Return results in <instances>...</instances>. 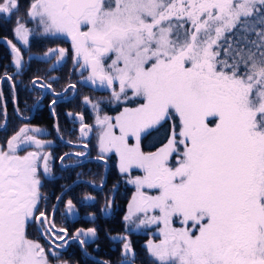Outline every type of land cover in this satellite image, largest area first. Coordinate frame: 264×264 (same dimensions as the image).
<instances>
[{
    "label": "snow or ice",
    "instance_id": "6c2138e0",
    "mask_svg": "<svg viewBox=\"0 0 264 264\" xmlns=\"http://www.w3.org/2000/svg\"><path fill=\"white\" fill-rule=\"evenodd\" d=\"M18 10L19 0H0V16ZM26 16L35 27L18 17L14 28L23 45L37 33L69 39L82 81L110 90L109 103L124 105L112 117L101 114L100 101L83 97L99 130L97 159L114 153L135 187L124 220L158 229L159 240L146 244L153 264H264V0H29ZM11 51L19 74L21 50L12 44ZM52 56L59 65L67 50L44 53ZM2 78L15 83L7 72ZM55 80L34 77L31 85L56 96ZM75 89L69 84L65 91ZM75 119L80 138L88 137L93 125L80 113ZM170 121L160 147L145 152L142 137ZM37 134L43 130L25 125L0 144V264H52L68 239L84 246L97 235L88 228L69 237L55 220L58 203L51 212L40 207L49 201L44 179L56 177L45 151L52 141ZM25 148L34 150L20 155ZM86 155L59 160L75 156L79 163ZM64 208L62 215L76 212L71 199ZM33 221L47 248L27 237ZM113 239L122 241L120 264H134L127 236Z\"/></svg>",
    "mask_w": 264,
    "mask_h": 264
},
{
    "label": "trees",
    "instance_id": "16d2710c",
    "mask_svg": "<svg viewBox=\"0 0 264 264\" xmlns=\"http://www.w3.org/2000/svg\"><path fill=\"white\" fill-rule=\"evenodd\" d=\"M28 4L29 0H19V10L17 12L13 13L10 17L7 15L0 16V37L17 44L22 51L23 57L28 58V62H25L24 69L20 71L19 74L16 72L12 75L16 70L12 62V57L8 53V48L0 43V77H5V72H7L8 75L14 77L15 81L13 85V81L9 83L5 79L0 84V127L3 126L5 121L4 110L6 109V131L0 130V144L5 143L8 138L25 125L37 126L44 131H49L51 137L56 141L54 150L56 153L58 152V154H60V152L69 151L70 148L61 144L58 137L60 139L72 141L76 136L75 132H69V121L65 113L82 112L80 109L82 108L83 97L80 98V96H77L68 102L56 103L52 106V112L53 108L55 111L59 132L55 129V121L48 108L49 104L52 102L50 96L46 97L41 102V105L38 104L34 108L36 102L40 98L39 92L31 85V81L34 77H43L45 81L50 80L51 77H56V80L52 82L54 91H61L71 82L69 78L70 63H65L63 65V72H56L50 69L48 62H46L42 56H44V53L49 48L62 47L68 49L66 62H71V52L67 43L58 39L43 37L38 33L30 36L27 46L23 44H21V46L15 40L14 28L16 27L18 17L23 22H26L28 28L35 27L26 16ZM99 95L103 96L104 94L91 91L90 97L94 98ZM103 106V109L108 115L113 116L119 112L120 106L115 103L104 101ZM33 108L34 115L32 120L28 122L22 121L21 118L32 116ZM147 137L143 138L141 141V146L144 151H154L156 148L160 147L161 142L159 141V143H156L149 148V150H146L145 142L152 138ZM91 154L92 156H97L96 150L92 149ZM115 157L116 156L112 154L107 158L109 169L103 188L95 190L91 185L85 182H77L62 195V200L58 202L59 209L61 205L71 199L73 203L78 206L80 213L93 217L92 219L81 220L77 227H81L85 230L88 228H95L97 230V235L92 242H88L84 246L77 243L72 244L65 252L60 253L58 261L62 263L66 261L67 264H103L104 261H108L109 264H119L122 258V241L114 240L113 237L127 236L135 251L134 264H153L144 246L149 237L134 233V231L130 229L133 224H129L124 220V217L128 213L129 202L132 199L134 190L123 182L125 175L119 174L115 161L113 160ZM92 166V171L82 170L86 175L83 176V178L87 182H94V187H98L102 184L104 179L105 166L96 161ZM55 168L61 172L56 164V160ZM134 171L135 170H132L131 175ZM73 181L74 177L68 172L58 174L54 180L44 179L41 191L49 197V201L47 204L42 201V204L44 207H47L49 212L52 210V204L56 202V197ZM112 190L114 191L110 198ZM87 195H91V197L95 199L91 200L89 203L83 202L81 198ZM109 199L111 200L110 213L104 214L102 209ZM57 225L63 226L58 222ZM26 234L29 239L38 241L42 245L48 247L40 237L34 223H31L26 228Z\"/></svg>",
    "mask_w": 264,
    "mask_h": 264
},
{
    "label": "flooded vegetation",
    "instance_id": "af4514ba",
    "mask_svg": "<svg viewBox=\"0 0 264 264\" xmlns=\"http://www.w3.org/2000/svg\"><path fill=\"white\" fill-rule=\"evenodd\" d=\"M15 37V40L21 45L22 43H20L18 40H17V37L14 35ZM7 40V39H5ZM4 38L0 37V43H2L5 47L8 48V53L10 54V56L12 57V61H13V53L11 51V47L7 46L6 43L4 42L5 41ZM9 41V40H8ZM11 42V41H9ZM11 45L14 44L17 46V48H19V46L13 42L10 43ZM22 46V45H21ZM56 48H59V47H56ZM20 49V48H19ZM66 49V48H65ZM67 50V55H68V49ZM21 54H22V51H21ZM23 57V55H22ZM43 59L46 60V62H48L49 66H50V69L51 70H54L56 72H63L64 69H63V65L65 63H70L71 66H70V83L69 84H76V89L75 91H72V90H68L67 92L65 91L66 87L63 88L61 91H55V93H63V95L59 98H55L53 97L48 91L46 92H43V90L41 88H36V90L39 92V100L36 102V104H40L41 105V102L48 96H50L52 98V101L55 99L57 102L56 103H63V102H68L72 99H74L75 97L77 96H80V98L82 97H85V96H91V91L93 92H97L99 94H102L103 92L101 91H96L94 90L91 86H90V83L89 82H83L82 81V77H81V74H80V71H79V65H74L73 64V52H71V62H66V59H67V56L65 57L64 61L59 64V65H56V60H55V56H52L51 58H48L46 59L44 56H42ZM23 60H24V65H25V62H28V58H25L23 57ZM53 65H56L55 68L53 69ZM17 72V70H15L14 73H12V75H14L15 73ZM88 75V72L87 71H84L83 72V76L84 77H87ZM7 80L9 83H12L10 80H8L7 78H2L0 80V84L3 80ZM53 89V88H52ZM107 92H104L103 94H105ZM64 99H69V100H66V101H58V100H64ZM83 100V98H82ZM35 104V105H36ZM36 105V106H37ZM51 103L49 104L48 108L50 107ZM35 106V107H36ZM82 112H66L65 113V116L66 118L68 119L69 121V132H75L76 133V136H75V139L72 140L71 144H69V140H64V139H59V142H61V144L67 146L70 148L69 151H63L62 153L60 152V154H58V152L56 153L55 152V147H56V141L51 137V134L49 133V131L47 130H43V134H37L38 135V138L39 139H42V140H47V141H52V144L50 147H47L45 149V151L47 152H50L54 159L53 161L51 162L52 163V170H53V175L55 177L58 176V174H62V173H70L72 174V176L74 177V181L68 186L66 187L61 193L59 196L62 197V195L68 190L70 189L73 185H75L77 182H85L89 185L92 186V184L88 183L87 181L84 180L83 176H86L84 173H83V169L84 170H87V171H92V164L96 161V162H99V163H102L104 166H105V169H106V165L100 161V159H97L98 155L97 156H92L91 154V150L93 149L92 148V132H90V135L88 137V139H84V138H80V132H79V128H80V124L77 123L75 121V114L77 113H80L84 116V119H85V122L89 125H91V118H90V115H89V112L88 110L86 109V112H85V108H81L80 109ZM49 111L52 115V117L54 118V121H55V129L57 131V123H56V118H55V115H53V112H52V107H51V110L49 108ZM68 113H72L73 116H69ZM34 115V113H33ZM32 115V117H33ZM29 118V117H27ZM32 120V119H31ZM30 120V121H31ZM3 126H4V123H3ZM1 126V127H3ZM28 126V125H27ZM0 127V128H1ZM29 128H32V127H37V126H28ZM39 128V127H38ZM41 129V128H40ZM78 132V134H77ZM84 144H87L88 147L87 149H85L83 147ZM95 149V148H94ZM34 149L32 148H25L24 151L20 152V155H24L27 151H32ZM80 151H85L87 153V155L83 158H79L80 159V162L79 163H75V161L78 159L76 158L75 156H73L71 159H66L64 161V163L62 164L61 161L59 160V157L62 156L64 153H74V152H80ZM55 160H56V164L57 166L59 167V170L61 172H59L58 170H56L55 168ZM103 161L107 162V158H105ZM109 165V163H108ZM108 169H109V166H108ZM108 169H107V172H108ZM104 173H105V170H104ZM79 174V175H78ZM105 175V174H104ZM105 184V183H104ZM104 186V185H103ZM103 188V187H102ZM101 189V188H100ZM100 189H95V190H100ZM87 196H91V195H87ZM85 197V196H84ZM84 197L81 198L83 202L85 203H89L91 200H88V201H85L84 200ZM76 206V205H75ZM40 207L43 209L45 208L44 205L42 204V201H41V205ZM59 207V205H58ZM57 214L55 213V216H56V223L58 222L59 224L63 225L67 231H68V234H69V237L76 233L78 229H82V228H78L77 225L78 223L81 221V220H88L90 219V215H84L82 213H80V210L78 208V206H76V212L74 215H62V213L65 212V208H64V204L60 206V208L58 209V211H56ZM35 224V227H36V222H33ZM37 229V228H36ZM75 229V230H74ZM38 230V229H37ZM39 232V231H38ZM40 234V232H39ZM40 237L44 240V242L46 243V245H48V240L46 237L42 236L40 234ZM90 242V241H89ZM57 244H63V241L60 242V241H56ZM74 243H77L76 241L74 240H71V239H68V242H67V245H65L63 248V250H59V253H63L67 250V248H69L72 244ZM78 244V243H77ZM49 246V245H48Z\"/></svg>",
    "mask_w": 264,
    "mask_h": 264
},
{
    "label": "rangeland",
    "instance_id": "374dc122",
    "mask_svg": "<svg viewBox=\"0 0 264 264\" xmlns=\"http://www.w3.org/2000/svg\"><path fill=\"white\" fill-rule=\"evenodd\" d=\"M54 39V38H53ZM18 40V39H17ZM58 40H60V41H63V42H65V43H67L68 44V46H69V50H70V52H72V45H71V42H70V40L69 39H66V38H59ZM19 41V40H18ZM20 42V41H19ZM21 43V42H20ZM106 63H110V60H108V61H106ZM117 87H118V85H117ZM90 99H92V100H94V101H100L101 103H100V107H101V114L102 115H104V114H107L106 113V111L103 109V102L104 101H109L110 100V97H111V91L108 93V94H104L103 96H98V97H94V98H92V97H90V96H88ZM120 107H119V112L122 110V108L124 107V105H119ZM134 106V105H133ZM82 108H85V112H86V109L88 110V112H89V115H90V118H91V125H93V131H92V148L94 149L95 148V150H96V154L97 155H99V153H98V147H97V138H98V135H99V130L98 129H96L95 128V126H94V117H95V113L93 112V110H92V108H91V106H89V105H85L84 103H83V100H82ZM118 112V113H119ZM117 113V114H118ZM117 114H115V115H109V116H112V117H115ZM108 115V114H107ZM172 122L170 121L168 124H166L163 128H161V129H159L158 131H153V132H151V134H149V136L148 135H146V136H144V137H142V139L143 138H146L147 136V138H150V137H152L150 140H146V142H145V147L147 148L146 150H149V148H151L152 146H154L156 143H159V141L162 143L163 141H164V138H165V134H166V130L169 128V126H170V124H171ZM176 123L178 124V120L176 121ZM77 134H78V132H77ZM131 143H134V140H131L130 141ZM146 152V151H145ZM112 154H114V153H109V154H107L106 155V157L105 158H108V157H110ZM115 155V154H114ZM116 156V155H115ZM113 160L115 161V164H116V168L118 169V171H119V168H118V158H117V156L115 157V158H113ZM171 163L172 164H175L176 163V158L175 157H173L172 159H171ZM119 174H121V175H125L124 176V179H123V182H125L128 186H130L133 190H134V192H135V187L133 186V185H131V184H129L127 181H128V179H129V177H128V174L127 173H121L120 171H119ZM141 173L139 172V170H135L134 171V173H132V176H136V175H140ZM113 191L114 190H112V192L110 193V198H111V196H112V194H113ZM55 203H58L57 202V200H56V202ZM129 210V209H128ZM103 213L104 214H109L110 213V207H103ZM128 214V213H127ZM126 214V215H127ZM93 217H90V219H92ZM34 222V221H33ZM33 222H30L29 223V225L31 224V223H33ZM28 225V226H29ZM27 226V227H28ZM175 227H180V224H179V221H176V223H175V225H174ZM26 227V228H27ZM60 227H64V226H60ZM79 228H81V227H79ZM130 229L131 230H133L134 231V233H139V234H142V235H144V236H148L149 238H148V240L146 241V243H145V247H146V244H147V242L149 241V240H156V241H158L159 240V236H158V229L156 228V226H150V227H148V228H144V227H141V228H139V229H137L136 227H135V225L133 224V226H131L130 227ZM40 243V242H39ZM41 244V243H40ZM42 245V244H41ZM43 246H45V245H43ZM45 248H47V246H45ZM121 252H122V247H121ZM148 257H149V259H151L152 260V262L154 261V258H152V257H150V255L148 254ZM52 264H64V263H62V262H60V261H58V260H54V263L52 262ZM120 264V263H119Z\"/></svg>",
    "mask_w": 264,
    "mask_h": 264
},
{
    "label": "water",
    "instance_id": "95a60500",
    "mask_svg": "<svg viewBox=\"0 0 264 264\" xmlns=\"http://www.w3.org/2000/svg\"><path fill=\"white\" fill-rule=\"evenodd\" d=\"M5 40V39H4ZM5 43H6V45L7 46H9V47H11V44L9 43V41L8 40H5L4 41ZM90 83V86L94 89V90H96V91H101V92H109L110 90H107V89H101V88H99V87H94L92 84H91V82H89ZM43 90V92H46V91H48L53 97H55V98H59V97H61L62 95H63V93H60L59 95H56V96H54L53 94H52V90H49V89H42ZM66 100H69V99H64V100H58V101H60V102H62V101H66ZM37 105V104H36ZM35 105V106H36ZM35 106H34V108H35ZM34 108H33V110H32V115H33V113H34ZM50 108V110H51V107H49ZM32 119V116H30L29 118H21V120L22 121H24V122H28V121H30ZM75 121L77 122V123H79V121L78 120H76L75 119ZM4 124H5V121H4ZM1 128H3V127H1ZM89 135H90V133H89ZM89 137V136H88ZM88 137H86V138H84V139H88ZM100 161H102L105 165H106V169H105V175H104V179H103V182H102V184L99 186V187H93L94 189H100V188H102L103 187V185H104V183H105V181H106V176H107V169H108V163L107 162H105V161H103V160H100ZM36 228L38 229V231L40 232V234L42 235V233H41V231H40V229H39V225L36 223ZM43 236V235H42ZM95 238V237H94ZM94 238H92L90 241H93L94 240ZM78 244H80L79 243V241L78 240H75ZM60 242H62V241H60ZM67 245V244H66ZM81 245V244H80ZM59 250H63V249H59Z\"/></svg>",
    "mask_w": 264,
    "mask_h": 264
}]
</instances>
